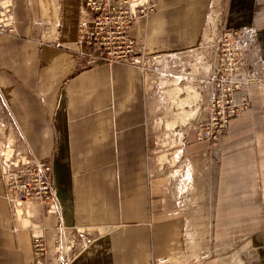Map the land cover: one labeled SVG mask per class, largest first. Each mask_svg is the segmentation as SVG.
I'll use <instances>...</instances> for the list:
<instances>
[{"label": "crops", "instance_id": "0c3cea01", "mask_svg": "<svg viewBox=\"0 0 264 264\" xmlns=\"http://www.w3.org/2000/svg\"><path fill=\"white\" fill-rule=\"evenodd\" d=\"M14 2L16 30L0 35V122L52 165L58 210L34 218L45 228L44 263L219 264L203 255L245 241L264 264V84L244 87L251 108L216 146L199 136L197 72L175 58L200 43L213 0H157L131 23L146 54H166L163 71H184L171 84L90 60L77 32L81 0ZM221 14L224 29L256 44L264 76V0H222ZM25 222L0 169V264H38ZM61 227L85 228L91 241L67 251Z\"/></svg>", "mask_w": 264, "mask_h": 264}, {"label": "rangeland", "instance_id": "374dc122", "mask_svg": "<svg viewBox=\"0 0 264 264\" xmlns=\"http://www.w3.org/2000/svg\"><path fill=\"white\" fill-rule=\"evenodd\" d=\"M221 6L222 0H213L209 15V17L211 15L213 16V21L210 22V18L208 19L206 28L198 46L189 51L181 52L175 57L187 59L188 64H191L192 70H196L197 72V126L199 136L201 138L211 140V142L216 146L220 145L221 139L227 130L229 120L233 117L239 116L251 108L252 95L249 89H245L244 87L246 85L251 86L256 84L257 86H261V84H263L256 82L250 84L240 83V87L235 84L236 80H244L246 77H250L252 75L264 80L263 74L259 73L255 66V59L253 56L257 50L256 44H251L246 36V33L241 30L232 31L231 35L228 34L230 31L223 28ZM156 8L157 0H81V16L77 25L79 40L81 43L88 45L85 43V40H83L82 33L86 32L89 27L95 23V21H98L99 27L104 28L105 30H108L110 26L115 28V30H117V28L124 27L128 36L131 37L129 34V28L133 20L138 17L152 14L156 11ZM114 21L117 23H114ZM103 35L108 36V33L105 32ZM114 35L115 33H112V37H114ZM112 37L109 35V37L105 38V40L109 41ZM135 43L138 45L139 50L146 56L159 55L160 61L168 58L165 53L148 55L143 50L142 45L138 44L136 41ZM92 46L93 45H90V49L88 50V58L95 54V49ZM223 48L226 49L223 50ZM169 58H173V56ZM234 64L239 66V68L235 69ZM180 69L181 67H179L178 64H174L173 69L169 67L164 70L165 81L167 84H171L170 81L175 76H179V74L184 75V71ZM230 78L231 81H224V79L230 80ZM221 87L229 88V92H234L235 88L239 87V91L237 90L235 92V96H238L242 91H248L250 93L251 102L248 108L241 110L229 118L225 125L221 126L222 122L218 120V126L215 127L216 119L213 117L217 113L218 116L225 114L228 109L226 99L220 101L219 103L218 100L214 102V99H217L221 94ZM230 97L232 96H229L228 98ZM214 129L216 130V136H220L218 141H214L211 136H206L205 134L206 131L212 132ZM19 145V136H15L14 129L0 122V169L3 173L5 183L6 173L4 169H12V161H16L18 158H22L24 156L34 158L31 154H29V152H23ZM34 159L39 160L37 158ZM248 247L249 246H247L245 241H236L221 245L214 251L209 252L207 255L204 254L202 261L210 259L218 261L219 264H253V253ZM171 263L179 264L181 262H168V264Z\"/></svg>", "mask_w": 264, "mask_h": 264}, {"label": "built area", "instance_id": "2783aa9c", "mask_svg": "<svg viewBox=\"0 0 264 264\" xmlns=\"http://www.w3.org/2000/svg\"><path fill=\"white\" fill-rule=\"evenodd\" d=\"M114 23L117 22L114 21ZM15 30V2L14 0H0V35L11 33ZM229 31L228 34L231 35L232 31L236 30ZM105 32L108 33V36L103 35ZM112 33H115L114 37H112ZM82 34V38L89 45V48L90 45H93L92 47L95 49L94 55L98 59L107 62L121 61L136 65L144 72L145 76L152 74L150 77L152 83L164 77V71L159 65L160 56H146L142 53L133 38L128 36L124 27L115 30V28L110 26L108 30H105L99 27L98 21H95ZM109 35L112 39L106 41L105 38H108ZM225 49L223 48V50ZM236 64H234V68L238 69L239 66H236ZM224 81L229 82L231 78L230 80L224 79ZM255 82L264 84V80L255 75L246 77L244 80L237 79L235 84H250ZM238 88H235L234 92H229V88H220L221 94L217 99H214V102L218 100L219 103L226 99L228 109L225 114L218 116L217 113L213 117L216 119L215 127L218 126V120L222 122L221 126H223L228 122L229 118L250 106V93L242 91L243 93L240 92L238 96H235ZM229 96L232 97L228 98ZM215 131V129L212 132L206 131L205 134L206 136H211L214 141H218L220 136H216ZM4 171L6 173V184L10 192L14 215L18 220H22V223L28 221L24 225L31 227L33 249L37 256V263L45 264L42 260L48 248L45 228L41 222L35 221L34 218L40 216V208L42 207H46V210L50 213L57 212L58 210V199L52 183L51 162L49 160H36L32 157L24 156L18 158L16 161H12V169L8 170L5 168ZM61 232L67 238L66 250L70 252L81 248L82 245H86L91 241L89 231L85 228L75 227L65 229L61 227ZM151 264H166V262L164 260H153Z\"/></svg>", "mask_w": 264, "mask_h": 264}, {"label": "bare ground", "instance_id": "6f19581e", "mask_svg": "<svg viewBox=\"0 0 264 264\" xmlns=\"http://www.w3.org/2000/svg\"><path fill=\"white\" fill-rule=\"evenodd\" d=\"M209 18H210L209 21L212 22L213 21V16L211 15Z\"/></svg>", "mask_w": 264, "mask_h": 264}]
</instances>
